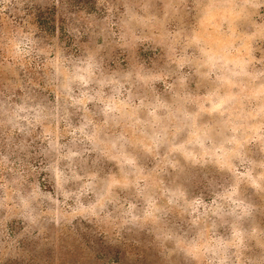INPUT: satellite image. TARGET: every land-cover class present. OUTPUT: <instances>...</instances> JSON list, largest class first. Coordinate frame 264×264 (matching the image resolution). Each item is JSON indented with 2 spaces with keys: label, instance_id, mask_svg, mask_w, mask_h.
<instances>
[{
  "label": "rangeland",
  "instance_id": "374dc122",
  "mask_svg": "<svg viewBox=\"0 0 264 264\" xmlns=\"http://www.w3.org/2000/svg\"><path fill=\"white\" fill-rule=\"evenodd\" d=\"M56 4L0 44V264H264V0Z\"/></svg>",
  "mask_w": 264,
  "mask_h": 264
},
{
  "label": "trees",
  "instance_id": "16d2710c",
  "mask_svg": "<svg viewBox=\"0 0 264 264\" xmlns=\"http://www.w3.org/2000/svg\"><path fill=\"white\" fill-rule=\"evenodd\" d=\"M58 6L56 0H0V44L4 40H9V44L10 40L26 39L25 50L43 49L45 41L53 35ZM60 28L69 31L64 25ZM4 61L0 58L1 63ZM5 109L10 112L7 105Z\"/></svg>",
  "mask_w": 264,
  "mask_h": 264
}]
</instances>
